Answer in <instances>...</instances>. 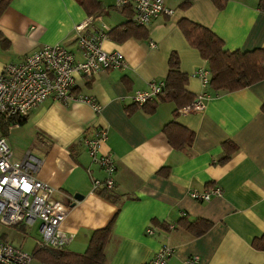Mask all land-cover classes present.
I'll list each match as a JSON object with an SVG mask.
<instances>
[{"label": "crops", "instance_id": "crops-1", "mask_svg": "<svg viewBox=\"0 0 264 264\" xmlns=\"http://www.w3.org/2000/svg\"><path fill=\"white\" fill-rule=\"evenodd\" d=\"M97 1L101 10L94 16L77 0H10L0 11V73L44 43L64 45L81 59L76 27L85 21L83 34L104 35L101 48L122 53L126 61L124 68L75 75L72 92L94 99L99 111L85 102L48 98L20 124L0 130L13 158L38 159L37 178L54 187L53 199L69 205L61 228L73 239L65 248L82 252L92 232L112 222L108 264H147L162 245L173 248L166 264H185L190 256L199 264H264V249L253 245L264 233V79L229 92L208 87L205 107L190 113L176 112L173 101H158L148 113L145 107L158 95L143 106L132 100L151 81L164 82L173 52L187 76L186 90L195 97L204 90L196 71L206 61L185 37L182 19L209 28L228 51H251L264 48V7L259 0H222L221 7L213 0H191L187 7L183 0H165L170 15L138 26L130 5ZM128 23V37L108 34ZM172 121L192 131L189 145L170 143L165 128ZM99 128L107 132L99 152L110 153L116 164L109 199L92 189V179L106 174L83 143ZM179 131L170 133L181 142ZM226 141L236 149L223 160ZM215 186L222 194L208 201L190 197L191 190ZM198 218L212 223L201 235L180 224ZM2 232L9 240L8 229Z\"/></svg>", "mask_w": 264, "mask_h": 264}, {"label": "built area", "instance_id": "built-area-1", "mask_svg": "<svg viewBox=\"0 0 264 264\" xmlns=\"http://www.w3.org/2000/svg\"><path fill=\"white\" fill-rule=\"evenodd\" d=\"M117 6L130 5L133 22L147 25L161 14L170 15L165 0H116ZM83 24L76 27L79 35L77 43L81 59L59 43L41 44L36 51L16 63H7L0 73V117L7 119L26 117L37 105L48 98L60 103L80 101L89 104L95 111L100 105L85 95L74 94L72 88L75 75L91 77L99 71L124 68L126 61L118 51L106 52L101 48L100 39L82 33ZM154 46V43H151ZM203 91L195 99L179 108L182 113L200 111L205 107L210 83V72L206 66L196 71ZM163 81H151L147 90H138L132 95L135 105L143 106L159 95ZM107 138L104 128L97 129L83 143L92 163L105 172L103 179L93 178V191L110 190L114 185L116 164L110 153L100 154L99 150ZM41 162L27 156L23 160L13 158L12 150L4 137L0 136V224L6 227L23 224L33 226L38 222L39 248H65L73 239L66 233L61 223L69 212V205L52 198L54 187L41 181L35 175ZM190 197L198 201H208L222 194L215 186L205 191L191 190ZM172 229L173 225H168ZM152 234V229H146ZM173 254V248L162 245L147 264H166ZM32 254L0 236V264H31ZM185 264H199L197 256H190Z\"/></svg>", "mask_w": 264, "mask_h": 264}, {"label": "trees", "instance_id": "trees-1", "mask_svg": "<svg viewBox=\"0 0 264 264\" xmlns=\"http://www.w3.org/2000/svg\"><path fill=\"white\" fill-rule=\"evenodd\" d=\"M9 1L10 0H1L0 11L4 10ZM77 1L84 7L87 14L91 16L98 14L101 10L100 4L97 0ZM213 1L218 7L222 6V0ZM190 2L191 0H183L181 6L187 7ZM259 3L261 7H264V0H259ZM130 24L132 23L126 25L124 31H121L116 27L110 30L108 34L118 32L117 35H121L119 40L124 39L131 34L129 29L133 27ZM179 25L187 40L191 45L198 49L201 56L206 61V65L210 72V83L208 87L219 91L229 92L244 88L264 79V48L251 51H228L224 49L221 39L209 28L193 23L187 19H182L179 22ZM168 66V73L164 79V85L158 95L159 100H154L153 104L145 107L148 113H152L155 110L158 101L175 102L177 105L176 112H178L179 108L191 103L195 99V96L191 95L185 88L187 76L181 72L178 56L175 52L170 55ZM261 110L264 113V103L261 106ZM23 119H25V117L10 119L0 117V130L3 131L11 125H18ZM173 128L183 131L184 134L179 131L182 135L181 142L177 141L179 138L176 136L172 138L170 130ZM165 131L171 144L174 145L177 142L176 146H182L184 143L189 145L193 138L192 131H188L183 126L173 121L167 124ZM224 145L229 146L225 148L226 153L222 158L223 160L229 158L230 153L236 149V146L233 145L232 142L226 141ZM98 192L103 197L107 199L110 198L107 194V192H109L108 190H100ZM180 224L194 236L203 234L212 225L210 221L202 218L195 219L194 221H185L183 224ZM1 226L3 225L0 224V236L7 240L5 233L2 232ZM111 226L112 222L102 229L93 231L87 247L82 253L74 252L66 248H39L36 246L32 252V259L45 264H108L105 247L109 242ZM253 245L257 249H264V233L260 238L253 241Z\"/></svg>", "mask_w": 264, "mask_h": 264}, {"label": "rangeland", "instance_id": "rangeland-1", "mask_svg": "<svg viewBox=\"0 0 264 264\" xmlns=\"http://www.w3.org/2000/svg\"><path fill=\"white\" fill-rule=\"evenodd\" d=\"M19 227H21V228H19ZM1 229L2 230L8 229V231L10 232L9 240L12 241L13 244L21 246V248H23V250L32 254L33 249L35 248V241L37 239H39V238H37V232H36L37 225L36 224H35V226H27V225H23V224H19L18 226H12V227L1 226ZM84 250H85V248L83 249L82 252H84ZM82 252H80V253H82ZM31 264H44V263L33 259Z\"/></svg>", "mask_w": 264, "mask_h": 264}, {"label": "water", "instance_id": "water-1", "mask_svg": "<svg viewBox=\"0 0 264 264\" xmlns=\"http://www.w3.org/2000/svg\"><path fill=\"white\" fill-rule=\"evenodd\" d=\"M76 198H79V197L76 196Z\"/></svg>", "mask_w": 264, "mask_h": 264}]
</instances>
